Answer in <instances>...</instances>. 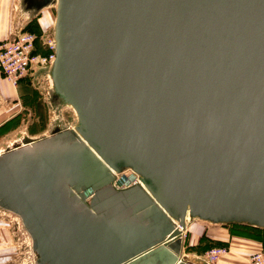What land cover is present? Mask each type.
<instances>
[{
	"label": "water",
	"instance_id": "water-1",
	"mask_svg": "<svg viewBox=\"0 0 264 264\" xmlns=\"http://www.w3.org/2000/svg\"><path fill=\"white\" fill-rule=\"evenodd\" d=\"M19 6L28 18L55 8V59L34 80L46 84L55 116L49 142L65 132L79 142L71 161L44 138L0 154V206L34 227L45 261L55 249L69 263V231L55 240L49 228L51 202L64 199L71 178L90 187L103 172L139 177L145 216L171 228L153 230V219L146 230H102V249L118 236L126 247L101 264H152L166 254L164 264H189L173 247L190 220L264 230V0Z\"/></svg>",
	"mask_w": 264,
	"mask_h": 264
},
{
	"label": "rangeland",
	"instance_id": "rangeland-1",
	"mask_svg": "<svg viewBox=\"0 0 264 264\" xmlns=\"http://www.w3.org/2000/svg\"><path fill=\"white\" fill-rule=\"evenodd\" d=\"M54 20V7L46 8L38 19L29 23L30 19L21 13L19 0H0V41L14 37L21 29L28 30L37 36L38 49L42 55L49 58L53 55V49L49 43L52 40ZM29 83L31 85L30 94L34 109L33 113L39 116L43 126L42 138L40 139L44 138L47 144H52L57 147L59 152H63V159L60 160L71 161L73 157L70 154L74 155L73 149L79 147L77 138L71 132H65L56 138L53 143L49 142L51 136L48 129L55 116L45 103L46 84L42 80L32 82L30 79ZM62 116L65 124L70 125L74 119V114L69 109H65ZM20 136H22L20 131L6 134V136L0 138V146L5 151H9L21 146L25 141H30L27 138L22 139ZM65 164V167L68 168L75 165L72 162ZM69 173L73 177L79 175L77 171H70ZM130 173H132L130 170H122L119 174H113L116 176H110L103 172L101 180L96 181L90 187H85L81 177H79L81 180L79 185L76 184L78 179L71 178L68 188L63 190L64 199L61 200L57 196L51 202L56 211L49 219V228L55 230L53 233L54 239L56 240L58 236H61V230L69 231L68 235L62 237L64 238V244L69 243V248L65 250V255L68 254L65 258L69 260L67 264H101L113 260L115 253L119 255L121 251H124L126 244L119 236L117 244L112 243L110 249H106V247L102 249L98 238L105 230H146V227L154 221L158 223L156 224L158 226L153 230H170L171 222L160 215H156L154 218L145 216L144 199L139 197L144 187L140 183L139 177L133 173L135 177H131ZM67 211L68 213H66ZM63 213L65 215H61ZM0 216L5 218L11 228L10 231L16 249L15 264H63L62 253L59 254L55 249H53V258L49 257L45 261L47 254L42 247V240L34 234V227L29 226L15 209L10 206H0ZM44 221L45 219L43 221L38 219L39 230H45L42 227ZM190 222L194 221H188V223ZM239 228L238 231L247 239L254 238L255 234L264 232H257L246 226H240ZM214 245L222 244L215 243ZM254 253L256 251L247 253V261ZM197 262L206 264L204 259H198Z\"/></svg>",
	"mask_w": 264,
	"mask_h": 264
},
{
	"label": "crops",
	"instance_id": "crops-1",
	"mask_svg": "<svg viewBox=\"0 0 264 264\" xmlns=\"http://www.w3.org/2000/svg\"><path fill=\"white\" fill-rule=\"evenodd\" d=\"M30 87L29 79H25L14 88L0 73V138L15 131H20L22 134L20 138L30 140L22 145L32 144L42 138V121L33 113ZM3 152L5 149H0V154ZM10 230L5 218L0 216V264L16 262V249ZM238 230L240 228L235 226H213L200 221L190 222L178 245L173 248L181 252L180 257L187 263L202 264L197 260L204 259L211 247L227 246L229 253L221 258L218 264H249L247 253L264 249V232L247 239ZM215 243L222 245H214ZM166 256L168 254L152 264H164Z\"/></svg>",
	"mask_w": 264,
	"mask_h": 264
},
{
	"label": "built area",
	"instance_id": "built-area-1",
	"mask_svg": "<svg viewBox=\"0 0 264 264\" xmlns=\"http://www.w3.org/2000/svg\"><path fill=\"white\" fill-rule=\"evenodd\" d=\"M53 55L47 58L38 49L37 36L28 30H19L14 37L0 41V73L14 88L25 80L34 81L36 72L49 66L55 59L53 40L50 41ZM46 66V67H47ZM139 181V180H138ZM229 253L225 246H213L204 256L206 264H218ZM249 264H264V249L252 254Z\"/></svg>",
	"mask_w": 264,
	"mask_h": 264
},
{
	"label": "flooded vegetation",
	"instance_id": "flooded-vegetation-1",
	"mask_svg": "<svg viewBox=\"0 0 264 264\" xmlns=\"http://www.w3.org/2000/svg\"><path fill=\"white\" fill-rule=\"evenodd\" d=\"M46 1L47 0H22V4L26 7V9L29 10V9L36 7L37 5L44 4ZM44 10L38 11V13L34 14L31 18H29L30 19L29 23L33 22L35 19H38V17L43 13ZM130 174H131V177H135L132 173Z\"/></svg>",
	"mask_w": 264,
	"mask_h": 264
},
{
	"label": "trees",
	"instance_id": "trees-1",
	"mask_svg": "<svg viewBox=\"0 0 264 264\" xmlns=\"http://www.w3.org/2000/svg\"><path fill=\"white\" fill-rule=\"evenodd\" d=\"M231 226L240 227L239 225H231ZM247 228L253 229L254 231H257V232L264 231V230H259V229L251 228V227H247Z\"/></svg>",
	"mask_w": 264,
	"mask_h": 264
},
{
	"label": "bare ground",
	"instance_id": "bare-ground-1",
	"mask_svg": "<svg viewBox=\"0 0 264 264\" xmlns=\"http://www.w3.org/2000/svg\"><path fill=\"white\" fill-rule=\"evenodd\" d=\"M51 42H52V40H51ZM47 66V65H46ZM46 66H44V67H46Z\"/></svg>",
	"mask_w": 264,
	"mask_h": 264
}]
</instances>
